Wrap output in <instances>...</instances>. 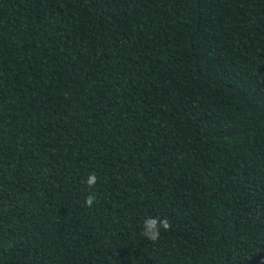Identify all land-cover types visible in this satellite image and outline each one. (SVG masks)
I'll return each mask as SVG.
<instances>
[{"label":"trees","instance_id":"1","mask_svg":"<svg viewBox=\"0 0 264 264\" xmlns=\"http://www.w3.org/2000/svg\"><path fill=\"white\" fill-rule=\"evenodd\" d=\"M0 264H264V0H0Z\"/></svg>","mask_w":264,"mask_h":264},{"label":"clouds","instance_id":"2","mask_svg":"<svg viewBox=\"0 0 264 264\" xmlns=\"http://www.w3.org/2000/svg\"><path fill=\"white\" fill-rule=\"evenodd\" d=\"M97 177L95 174H89L86 184L89 188L95 187ZM95 201V197L90 195L85 198L84 204L87 207H92ZM141 234L150 242H157L160 237L161 229L167 231L171 228V224L166 219H157L155 217H147L142 222Z\"/></svg>","mask_w":264,"mask_h":264}]
</instances>
